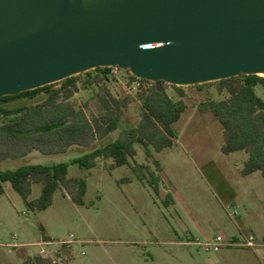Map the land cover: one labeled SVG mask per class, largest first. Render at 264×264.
Listing matches in <instances>:
<instances>
[{"label":"rangeland","instance_id":"rangeland-1","mask_svg":"<svg viewBox=\"0 0 264 264\" xmlns=\"http://www.w3.org/2000/svg\"><path fill=\"white\" fill-rule=\"evenodd\" d=\"M127 74L123 69L111 81L114 93L124 94ZM256 91L264 100V87L258 85ZM209 97H218L214 87H186L188 108L174 124L178 137L172 147L152 149L154 157L149 158L143 144L136 143L131 164L150 163L160 179L159 192L137 177L121 181L134 176L129 164L110 169L113 160L100 158L86 170L71 163L86 148L53 155L34 151L0 162V171L27 163L67 162L70 176L87 180L84 205L58 190L53 204L36 212L28 211L11 183H5L0 264H23L42 249L56 264H264V178L259 171L242 175L244 151L222 152L220 122L212 112L198 109ZM76 100L98 110L91 88L81 90ZM139 120L140 104L134 100L120 129L98 143L115 139ZM41 191V184L34 183L30 198H38ZM41 225L51 242L44 241ZM218 235L226 245L205 251V243ZM250 236L254 247L245 244Z\"/></svg>","mask_w":264,"mask_h":264},{"label":"water","instance_id":"water-1","mask_svg":"<svg viewBox=\"0 0 264 264\" xmlns=\"http://www.w3.org/2000/svg\"><path fill=\"white\" fill-rule=\"evenodd\" d=\"M116 65L174 85L264 76V0H0V98Z\"/></svg>","mask_w":264,"mask_h":264},{"label":"trees","instance_id":"trees-1","mask_svg":"<svg viewBox=\"0 0 264 264\" xmlns=\"http://www.w3.org/2000/svg\"><path fill=\"white\" fill-rule=\"evenodd\" d=\"M128 80L134 79L129 69ZM115 76L109 67H98L16 95L0 98V162L25 158L34 151L45 155L62 154L72 147L89 149L71 163L90 170L100 158L112 159L109 166L131 165L134 176L159 192L160 179L150 163L131 164L137 155L136 143L145 147L147 156L154 157L152 149L162 151L176 143L178 132L174 124L188 108L186 87L215 88L218 97H209L199 103L200 112H212L223 128L221 150L225 154L244 151L247 158L242 175L260 172L264 178V100L256 87H264V76L241 74L195 85H174L164 80L156 82L141 79L135 94L124 88V94L113 92L110 83ZM91 88L97 111L89 102L77 101L81 90ZM140 104V120L136 125L122 129L115 139L98 143L120 129L123 115L131 101ZM154 162L159 165L157 159ZM69 163H27L17 168L0 171V196L5 183L23 198L28 211H42L54 202L55 193L63 190L78 204H85L87 180L70 176ZM42 186L41 195L31 199L33 184ZM44 241L50 242L41 225ZM52 257L41 253L27 257L23 264H56Z\"/></svg>","mask_w":264,"mask_h":264},{"label":"built area","instance_id":"built-area-1","mask_svg":"<svg viewBox=\"0 0 264 264\" xmlns=\"http://www.w3.org/2000/svg\"><path fill=\"white\" fill-rule=\"evenodd\" d=\"M111 69V72L115 75V76H118L120 74V72L123 70L121 67L119 66H110L109 67ZM125 85V89L131 93V94H135L136 90L141 86V78H138V77H135L134 79L132 80H128L127 84H124ZM238 212L236 211L235 214H237ZM254 240V237L253 236H250L248 238H246V245L249 246V247H254L255 246V242L253 241ZM226 241L224 239L223 236L221 235H218L214 242H208V243H205V246H204V249L205 251H209V250H212V249H219V247L223 246V245H226ZM45 253V250L42 249V255L46 258L50 257ZM54 262H56V260H54Z\"/></svg>","mask_w":264,"mask_h":264},{"label":"crops","instance_id":"crops-1","mask_svg":"<svg viewBox=\"0 0 264 264\" xmlns=\"http://www.w3.org/2000/svg\"><path fill=\"white\" fill-rule=\"evenodd\" d=\"M51 242V241H50ZM42 251V250H41Z\"/></svg>","mask_w":264,"mask_h":264}]
</instances>
